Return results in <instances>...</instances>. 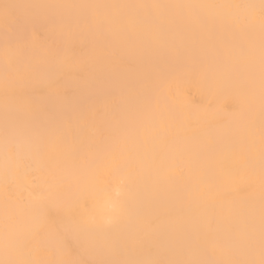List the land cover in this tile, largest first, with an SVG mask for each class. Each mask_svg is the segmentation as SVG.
<instances>
[{"label":"snow or ice","instance_id":"snow-or-ice-1","mask_svg":"<svg viewBox=\"0 0 264 264\" xmlns=\"http://www.w3.org/2000/svg\"><path fill=\"white\" fill-rule=\"evenodd\" d=\"M0 102V264H264V0H3Z\"/></svg>","mask_w":264,"mask_h":264},{"label":"bare ground","instance_id":"bare-ground-1","mask_svg":"<svg viewBox=\"0 0 264 264\" xmlns=\"http://www.w3.org/2000/svg\"><path fill=\"white\" fill-rule=\"evenodd\" d=\"M3 2V0H0ZM28 3L43 4H149V3H242L246 0H21ZM0 114H2V102H0ZM87 258V257H86Z\"/></svg>","mask_w":264,"mask_h":264}]
</instances>
